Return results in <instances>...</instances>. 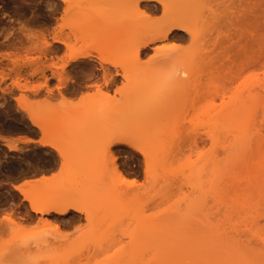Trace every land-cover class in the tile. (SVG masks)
<instances>
[{
  "label": "rangeland",
  "instance_id": "obj_1",
  "mask_svg": "<svg viewBox=\"0 0 264 264\" xmlns=\"http://www.w3.org/2000/svg\"><path fill=\"white\" fill-rule=\"evenodd\" d=\"M195 1L199 5L192 11L194 17L209 7L216 11V15L203 16V20L197 17V26L210 19L219 24L222 32H226L228 27L234 32L233 27H236L240 28L242 35L232 34L235 39L224 40L222 48L214 53L212 41L218 30L199 32L193 46L192 36L187 32H178V39L164 40L176 45V49L167 55L179 68L193 65L196 81L195 84L189 82L187 88L177 94L167 91L158 97L159 79L152 71L157 42L138 53L137 47L145 40L151 27L162 23L161 4H158L159 10L148 13L137 7L136 0H0V52L15 50L24 54L32 44L27 33L41 28L55 49L54 53L42 56L39 63L45 68V76H31L29 66H24L26 71H21L27 77H23L21 82L44 83L48 78L52 91L46 86L38 93L19 89L11 85L15 78L13 72V77L8 76L1 82L12 91L9 89L3 93L0 89V134H8L10 138L20 136V139L23 135L35 137L40 132L44 135L36 126L26 130L15 125L25 123L28 118L16 100L20 93H25L30 100L39 103L38 110L36 106L39 113L61 110V123L50 131L48 137L68 144L74 150L71 162L64 164L57 150L51 146L22 145L13 140L18 149L12 150L0 143V260L26 261L39 252L48 264H56L60 257L49 256L48 252L59 249L74 251L75 264H197L206 261L207 249L215 247L220 240L203 237V226L198 230L197 223L193 224L196 229L190 226L192 220L189 217L201 214L203 209L218 217L213 211L215 207L212 208L215 204L213 195L203 193L199 187L201 180L194 174L201 168L205 169V179L212 178L211 172L215 167L222 171L229 169L226 177L230 176V181L236 177L237 181L236 186L228 189L229 193L242 196L240 201L247 200L245 205L250 206L249 210L257 208L260 230L257 225V229L254 228L264 237V191L258 189L261 179H264V130L260 126L264 113V91L261 87L264 82V0ZM82 14L84 23L80 26L78 22L83 18L79 15ZM54 32L69 37L76 47L84 45L95 55L66 65L68 80L60 89L70 95L71 102L68 103L62 101L57 87L61 81L56 75L64 62L59 55L68 50L52 40ZM97 55L108 61L101 64ZM51 56L58 67L47 65ZM2 58L0 71L8 73L12 63ZM64 58L67 60L68 56ZM110 61L116 62L121 73L129 72V78L119 75L118 80L106 84L104 72L116 73ZM95 82H99L102 90L110 95L98 92L93 85ZM175 84L176 81L172 80L169 89ZM217 89L220 90L219 95L214 93ZM88 91L93 93L92 96L81 100L83 93ZM253 94L258 97L256 105L252 101ZM236 104L240 109L245 106L257 116L256 119L242 126L231 124L211 129L213 131L209 133V115L216 111L225 113V109ZM6 125L10 127L3 128ZM116 125L126 126L127 132L114 134L116 131L112 128ZM246 132L251 133L252 138L246 136L245 140L242 138L245 142L240 139L242 145H238L239 137ZM113 136L129 137L147 150L154 159L149 155L150 158L156 161L155 183L146 170V155L130 146L108 144V155L115 156L114 166L110 169L105 164L101 146ZM116 165L125 177L134 178L137 183L126 184L120 178ZM53 172L58 176L39 188L40 200L45 201L46 206L54 207H62L63 201H71L87 211L66 215L55 211L36 212L13 187L19 180L41 175L50 177ZM44 188L49 190L48 194ZM229 193L226 197L232 199ZM213 215V218L210 216L212 222L217 220ZM4 216H10L16 225L29 229L38 224L51 235L43 239L40 249L28 243H18L28 233H13L11 224L3 230L6 224ZM232 218L233 224L241 220L238 216ZM250 223L247 224L250 227L256 224ZM224 225L223 229L228 227ZM241 225L245 227L244 223ZM247 234L249 237L241 234L232 240L241 237L245 243L253 241L249 246L255 247L260 239L252 238L249 232ZM45 244L47 248L43 246ZM220 261L224 264L223 260ZM221 263L218 261L217 264Z\"/></svg>",
  "mask_w": 264,
  "mask_h": 264
},
{
  "label": "bare ground",
  "instance_id": "obj_2",
  "mask_svg": "<svg viewBox=\"0 0 264 264\" xmlns=\"http://www.w3.org/2000/svg\"><path fill=\"white\" fill-rule=\"evenodd\" d=\"M65 1L68 2V0H65ZM158 4L162 5V10H163L162 11L163 12V19L161 20L162 23L151 27L147 31V37L145 38V40L141 41L140 44L138 45L137 53L142 51L147 46H150L151 44L157 42L155 37H159V35L162 31H163L164 40H169V39L175 38V37H177V39H178L179 38L177 35L178 32L179 33L180 32H187L192 36V41H193L192 46H193L199 32L204 31V30L206 32H212V31L216 32V30H218L216 32L217 34H215V37H213L212 43H213L214 48L212 50V53L216 52V50L218 48H222V42L224 40L225 41L233 40L234 34H236L237 37L242 35L240 28L238 29L236 27H233L234 32H232L231 27H228L226 29L227 30L226 32H224V30H223V32H224V34H223L222 30H219L220 28H218L219 24L218 23L216 24V22L211 21L210 19L207 20L206 24L202 23L201 25L197 26V22H198L197 17H199V20L200 19L203 20V16H206L207 18H208V15H209V17H210V15L214 16V15H216V11L214 8L209 7L207 9V11L200 12L199 15H196V17H194L192 11H193V9H195L199 5V4H197V2L195 0H136L137 7H141V9L144 12H148V13L149 12H156L157 10H159ZM66 10H68V8H66ZM82 16H83V14L79 15V17H82ZM86 17H87V15H86ZM82 18L83 19L81 20V22H78V25H80V26H82L84 23L83 22L84 17H82ZM195 20H196V22H195ZM204 22H206V21H204ZM194 23H195V25H194ZM27 24H28V22H27ZM169 24L171 26H168L167 30L164 31V28ZM78 25L76 26V28H79ZM27 27H28V25H26V28ZM24 28H25V26H24ZM31 30H33V29H31ZM27 34L29 35L28 38L31 40L32 44H30L31 46L30 45L28 47L26 46L27 47V48L25 47L26 49L24 48L25 49L24 54H20L19 51H15V50L14 51L5 50L3 52H0L1 58L3 57L5 59H8L12 63V65H11L12 67L10 66V68H9L10 72L6 73L2 69L0 71V89L2 90L3 93L9 92L11 90L10 89L11 87L9 88V86H7L8 87L7 88L6 86L1 85V82H4L5 79L8 76H12L13 73L15 74V76H14L15 78L12 81L11 85L18 87L19 89H23V90H27V91L30 90L33 93H38L42 87L46 86L49 91L53 90V87L49 86V84L47 82L48 78L44 83L43 82H39V83L21 82L22 81L21 79L24 77L22 72L26 71L23 69L24 66H27V68H28V66H29V68L31 67L30 68V69H32L30 72L31 76H34L37 74H39V75L41 74V75L45 76V73H44L45 68L40 67L39 63L42 60V56H47V54L49 52H52L55 50L53 48V46H54L53 42L49 41L47 39V37L45 35L46 33H44L42 28L36 29V30L34 29L33 32H29ZM30 34H32V35H30ZM34 36H36L38 39L35 37L36 38V40H35ZM208 37H210L209 34H208ZM52 40L54 42H58V43L63 44L66 47V50H68V51L64 52V55L63 54L59 55V57L64 60V62L60 66V68H61L60 72L59 71L56 72V73H58L56 75L58 76V78L61 81V83H59L57 85V87L60 89L62 83H64V81L68 80V77H67L68 75L66 76V73H65V67L70 61H75V60H78L80 58L92 57L95 55H94V53L92 54V52H90V50L87 47H85L84 45L80 46V47H76V43L72 42L69 39V37L63 36V34L61 35V34H57V32H54L53 36H52ZM23 45H25V43ZM56 46H58V45H56ZM0 47H1V44H0ZM22 47H24V46H22ZM56 50H57V48H56ZM172 50H174V49H172ZM172 50H169L167 54L171 53ZM208 52H209V50H208ZM52 53H54V52H52ZM156 53H157V50H156ZM212 53L208 54V56L211 55ZM157 55H158V53H157ZM65 56H68L67 60H65V58H64ZM96 57L99 59L101 64L107 60V59L106 60L103 59L100 55H97ZM1 58H0V63H1ZM51 58L52 59H51L50 64H47V65L58 67L59 65L56 64L54 61H52L53 60L52 56H51ZM110 63L116 68V73H112L111 71H105L104 72V79H105L104 81L106 84L111 83V82H115L116 80H118L119 75H121L125 79L129 78V72L124 71L123 73H121L117 68L116 62L110 61ZM8 67H9V65H8ZM44 67H45V65H44ZM24 68H26V67H24ZM184 72H187L186 76L183 74ZM25 78L27 79L26 76L24 77V79ZM173 80L176 81V84L168 90L172 94H177V92L184 91L187 88V84L189 82L195 84L196 77H194L193 65L190 64V66H185V67L180 68V73L178 75H176ZM93 85L96 86V88H97L96 90L98 92L99 91H102V93L105 92L102 90V86L99 82L98 83L95 82ZM261 87L264 91V82L261 84ZM219 92H220L219 89L214 90L215 95H219ZM105 93H108V92H105ZM105 93L103 94L105 96H107L109 94L108 93L106 95ZM60 94L62 96L63 102H65V103L71 102V100H70L71 97H69L70 95L66 94V92H64L63 90L60 89ZM91 94H93V93H90L89 91L85 92V93H83L82 97H80V99L84 100L87 97L89 98V96H92ZM94 94H95V91H94ZM252 96L254 97V98H252V101L254 100V104H255L256 100L258 99L257 94H255V96L253 94ZM256 97H257V99H256ZM16 100H17L19 106L27 113L28 118L30 119L32 124L34 126L38 127L39 129H42V132L44 134L43 137L40 139H36L35 137L28 136V135H23V137L21 139L26 141V142H38L43 146L53 147L52 145L55 144L56 147H53V148L55 150H57L58 154L62 157L64 164H69L71 162V158H73V156H71V155L74 154V150L71 149L70 145L65 144L63 142H58V141L50 139L48 137L50 131H52L56 126H58L61 123L59 120L61 110H53V111L50 110L48 112L39 113L37 111L39 109V107H38L39 103L36 104L32 100H30L28 95H26L25 93H23V94L20 93V95L16 97ZM45 100H46V98H45ZM242 105L243 104L241 103V107H242ZM244 105H246V104L244 103ZM36 106H37V110H36ZM40 106H41V104H40ZM252 106H253V104H252ZM241 109L239 108V104H236L235 106H232L230 109H225V110H227L225 113H223L221 111H216L214 113H211L209 115V118L207 121V123H208L207 126L209 127V133L211 131H213L211 129H217V128L226 127V126L228 127V125H231V124H233V125L236 124L235 126H237L239 124L240 126H242V124L244 125L245 123H247L249 121L253 122L254 118L256 119L257 116L255 117L254 114L251 113V111H248V109L245 108V106H243L244 110L243 109L241 110ZM225 110H223V111H225ZM255 111L256 110H254L253 112H255ZM262 115H263V118H261L262 121L260 120L262 122L260 126H263V130H264V113ZM115 127H117V128H115ZM112 129L116 131V132H114V134L127 132L126 126L116 125V126H113ZM237 130H239V129H237ZM258 131H260V130H257L256 132H258ZM260 132H263V131L261 130ZM248 133L249 132L243 133L244 135H242V137L240 136L241 138L239 137L238 141L242 138H244V140H245L246 136H249V138H250V136L252 134L250 133V135H249ZM10 137L8 136V134L7 135H5L4 133L0 134L1 140L4 141V143L9 147V149H12V150L18 149L17 144L13 142V139H12L13 137L12 138H10ZM251 138H252V136H251ZM247 139H248V137H247ZM244 140L242 139V141H244ZM238 141H237V143H238ZM242 141L240 140L238 145H242ZM120 144L130 146V147L138 150L142 154H145L144 151L140 150V148H141L140 143L139 142L135 143V141H133L129 137H117L115 142L111 143V145H120ZM138 147H140V148L137 149ZM145 151L147 152V150H145ZM149 155L150 154H148L146 156L144 155L145 161H146V164H145L146 170L148 172V176L151 177V181L153 183H155L154 181H156L155 180L156 179V177H155V175H156V173H155L156 172V167H155L156 161L152 160L154 158H152V156L150 155L152 158L151 159ZM154 167H155V169H154ZM115 168L118 171L120 178H122V180H124V182H126V184L134 185L137 183L134 178L125 177L117 165L115 166ZM225 169L226 170L222 171L220 168H217V167L213 168V170L211 172L212 178H210V179H205L206 173H205L204 168L198 169L194 173L196 176H199V178L201 180L199 187L203 191V193L207 195V193L209 192V195L210 194L213 195L215 204H214V206H212V208L215 207V210H213V211H214V213H216V216H218V217H215L214 216L215 214L214 215L212 214L213 212H211V214H210V212L204 211V209H203L201 214H194V215H191L189 217V219L192 220V224L190 226L197 223L196 227L198 230H200L201 226H203L202 227L203 229L201 230V231L204 230V233H205L203 235L201 234L203 237L206 235V237L208 239L211 236V239L213 237L214 239L216 238V240H220V241H217L218 243L215 242V244L217 243L215 245V247L209 246V249H207L208 251L207 252L205 251L207 253V256H206L207 258L204 260H206V261H200V263L197 262V264H201V263H203V264H217L218 261L221 263L220 260H223L224 264H261V261L264 260V255H262V254H264V237L262 236L261 231L258 232L257 230H255V228L257 229V227H258V230H260L259 229V221H257L258 218L256 215V213H258V210H257V208H250V210H249L248 207H250V206L246 207L247 204L245 205V203H247V200L246 201H244V200L240 201V200H242V196L240 198V196L238 197L237 195H231L229 193L230 190H228V189L231 186L232 187H234V185L236 186L235 182L237 183V181H236V177L233 178V179H235L234 181H230L232 178L230 176H229V178H228V176L226 177V174L228 173L227 171L229 169L228 168H225ZM57 176H58V174L53 172V174L50 177H48L47 175H41L40 178H38V177L37 178H27L20 183H14L13 187L22 194L23 198L29 202L32 210H34L36 212L49 213L51 211H55L59 215H66L69 212H80V211H82L81 210L82 206H80L79 204L71 203V201L70 202L63 201V203L65 202L66 204L64 203V205L62 207H54V205L46 206L45 201L40 200L39 191H38L39 188L45 186L48 182L55 180L57 178ZM203 176H204V180H202ZM225 178H227V180H225ZM261 180H263V181L260 183L261 185L258 183L260 186V188H258V189H260V191L263 192L264 191V179H261ZM133 181H135V183H133ZM233 182H234V184H233ZM157 183H158V181H157ZM43 191H45V192L47 191L46 192L47 194L49 193L48 189L45 190V188H44ZM227 192L230 194L229 196L232 199H228L226 197ZM235 196H237L236 199L239 202L237 200H235ZM236 208H237V210H236ZM240 208L242 210H240ZM246 208H247V212H246ZM37 209H41V210L37 211ZM252 210H254L253 211L254 214L252 213ZM237 211L239 213H237ZM240 211H242V212L244 211L246 214L244 212L242 214V213H240ZM234 213H235V215H234ZM237 214H239V215H237ZM212 215L214 216L215 219H217L216 220L217 222L214 220H213L214 223L212 222V220L210 218V216L212 217ZM232 215L236 216V217L238 216V218H241L242 216H244V217L241 218V220L239 219L238 221H234L235 224H233L232 223L233 221H231V220H234L232 218L233 217ZM259 215H261V214H259ZM259 215H258V217H260ZM8 217H10V216H8ZM246 218H247V220H246ZM197 219H199L200 224L198 223L199 221ZM225 219L227 220V222L225 221ZM243 219H245V220H243ZM249 219L252 220L251 221L252 224L253 223L254 224L256 223V224L252 225L249 222L250 221ZM11 220L13 221L12 218H11ZM222 221H223V223H221ZM239 221L240 222L243 221V222L239 223ZM247 221L252 225L251 227L253 229L250 226H248L249 223H246ZM229 222H230V224H229ZM242 223H244V226H245L244 228H243V225L240 226V224H242ZM214 224H216V226ZM224 224L226 226H228L225 229L230 228V225H231L230 230L233 231V229L235 228L234 231L232 232L230 230L223 229L224 227H222V226ZM237 224L239 225V227H242V229L241 228L239 229ZM232 225H233V227H232ZM256 225H257V227H256ZM204 226H205V228H204ZM219 226H221L222 229ZM254 226H255V228H254ZM192 227L194 228L195 226L193 225ZM196 227L194 229H196ZM206 227L208 229L207 230L208 232L206 231ZM246 230L250 233V235L252 234L251 235L252 238L258 237L257 239H260V241H257L258 243L255 245V247H253V246L250 247L249 242H251V241H248L247 243H245V241L241 237L239 239H237L236 241L232 240L235 236H242L244 234H246L249 237V235L247 234L248 232H246ZM252 230H255V231H252ZM201 231H199V232H201ZM229 238H231V239H229ZM208 239L205 238V240H208ZM224 239L227 241H225ZM228 240L230 241V243H228L229 242ZM233 241H234V243H232ZM205 243H206V241H205ZM251 243H250V245H251ZM261 243H263V245L260 247L259 245H261ZM247 246H249V248ZM247 249H250V250H247ZM195 261H197V260H195ZM159 264H162V263H159ZM194 264H196V262Z\"/></svg>",
  "mask_w": 264,
  "mask_h": 264
},
{
  "label": "snow or ice",
  "instance_id": "obj_3",
  "mask_svg": "<svg viewBox=\"0 0 264 264\" xmlns=\"http://www.w3.org/2000/svg\"><path fill=\"white\" fill-rule=\"evenodd\" d=\"M171 26L170 24L164 28V31L167 30V27ZM157 40V53L158 55L154 57L155 64L152 68V71L157 75L159 79V84L157 88V96L162 97L166 94L169 89V86L176 75L180 73V68L177 66L176 62L172 61L170 57H168L167 53L169 50L175 49L176 45L168 44L164 42L163 31L160 33L159 37H155ZM185 76L187 72L183 73ZM120 89H117L119 92ZM116 136H113L111 140L107 141L101 146V150L103 153V158L105 164L111 169L114 166V157L108 155L109 148L108 144L115 142ZM56 147L55 144L52 145ZM141 151L145 152V155L148 153L145 151L143 147L140 148ZM63 154V153H62ZM135 183V181H133ZM41 209H37L40 211ZM82 211H87V209H81ZM4 220L6 224L3 226V230H7V225L11 224V231L16 233L17 231L27 232L28 234L18 241V243H28L31 246H34L36 249H40L41 243L43 239L51 235V233L46 229H41L38 224H33L31 228L21 227L15 224L14 221L11 220L10 217L4 216ZM79 231V230H78ZM45 248L48 246L45 244L43 245ZM11 255V254H10ZM48 255H57L60 259L56 262V264H75L74 261V251L72 250H59L53 249L48 252ZM264 255V254H262ZM0 264H48L47 259L37 252V255L28 259V260H20V259H5L0 260ZM112 264V262H110ZM261 264H264V260L261 261Z\"/></svg>",
  "mask_w": 264,
  "mask_h": 264
},
{
  "label": "crops",
  "instance_id": "obj_4",
  "mask_svg": "<svg viewBox=\"0 0 264 264\" xmlns=\"http://www.w3.org/2000/svg\"><path fill=\"white\" fill-rule=\"evenodd\" d=\"M13 138V140L14 141H16L17 143H19V144H22V145H29V146H37V147H47V146H42L40 143H38V142H26V141H24V140H22V139H20V136H12ZM43 136H42V134H41V132H40V134H38V135H36L35 136V138L36 139H40V138H42ZM0 143L1 144H3V145H6L3 141H1L0 140ZM41 177V176H40ZM40 177H38V178H40ZM37 178V177H36ZM22 181H24L23 179L22 180H19V181H17V183H20V182H22Z\"/></svg>",
  "mask_w": 264,
  "mask_h": 264
},
{
  "label": "flooded vegetation",
  "instance_id": "obj_5",
  "mask_svg": "<svg viewBox=\"0 0 264 264\" xmlns=\"http://www.w3.org/2000/svg\"><path fill=\"white\" fill-rule=\"evenodd\" d=\"M0 124L2 125V123L0 122ZM19 124V125H18ZM18 124H15L16 126H21V127H23L24 129H26V130H32L33 129V127H35L33 124H32V122L30 121V119L29 118H27V120H26V122L25 123H22V122H19ZM4 125V124H3ZM14 125V124H13ZM12 125V126H13ZM5 127H8L9 128V126L8 125H6V126H3V128H5ZM7 129V128H6Z\"/></svg>",
  "mask_w": 264,
  "mask_h": 264
}]
</instances>
